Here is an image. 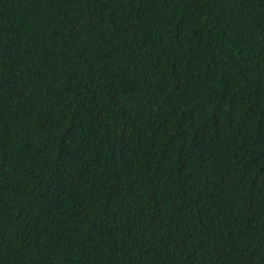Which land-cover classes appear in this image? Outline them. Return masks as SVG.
<instances>
[{"label": "trees", "instance_id": "16d2710c", "mask_svg": "<svg viewBox=\"0 0 264 264\" xmlns=\"http://www.w3.org/2000/svg\"><path fill=\"white\" fill-rule=\"evenodd\" d=\"M0 264H264V0H0Z\"/></svg>", "mask_w": 264, "mask_h": 264}]
</instances>
